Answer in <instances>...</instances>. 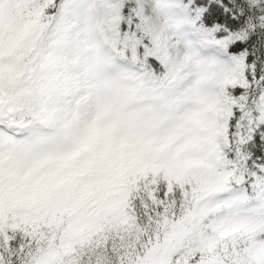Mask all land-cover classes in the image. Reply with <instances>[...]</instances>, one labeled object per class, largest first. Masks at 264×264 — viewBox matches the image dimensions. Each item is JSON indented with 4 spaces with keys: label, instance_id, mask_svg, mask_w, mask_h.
Masks as SVG:
<instances>
[{
    "label": "snow or ice",
    "instance_id": "6c2138e0",
    "mask_svg": "<svg viewBox=\"0 0 264 264\" xmlns=\"http://www.w3.org/2000/svg\"><path fill=\"white\" fill-rule=\"evenodd\" d=\"M0 264H264V0H0Z\"/></svg>",
    "mask_w": 264,
    "mask_h": 264
}]
</instances>
